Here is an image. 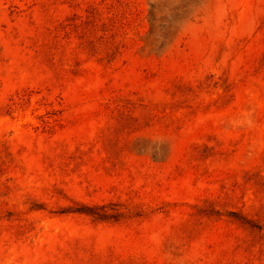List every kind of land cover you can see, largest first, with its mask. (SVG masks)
<instances>
[{
    "label": "rangeland",
    "instance_id": "rangeland-1",
    "mask_svg": "<svg viewBox=\"0 0 264 264\" xmlns=\"http://www.w3.org/2000/svg\"><path fill=\"white\" fill-rule=\"evenodd\" d=\"M0 264H264V0H0Z\"/></svg>",
    "mask_w": 264,
    "mask_h": 264
}]
</instances>
